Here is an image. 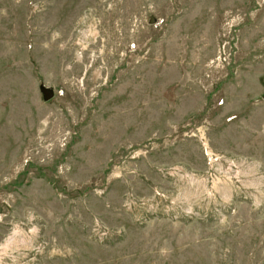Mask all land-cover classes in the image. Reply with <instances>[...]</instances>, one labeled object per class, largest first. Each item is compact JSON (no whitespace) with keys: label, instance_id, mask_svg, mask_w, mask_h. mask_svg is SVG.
I'll list each match as a JSON object with an SVG mask.
<instances>
[{"label":"rangeland","instance_id":"1","mask_svg":"<svg viewBox=\"0 0 264 264\" xmlns=\"http://www.w3.org/2000/svg\"><path fill=\"white\" fill-rule=\"evenodd\" d=\"M0 264H264V0H0Z\"/></svg>","mask_w":264,"mask_h":264},{"label":"water","instance_id":"2","mask_svg":"<svg viewBox=\"0 0 264 264\" xmlns=\"http://www.w3.org/2000/svg\"><path fill=\"white\" fill-rule=\"evenodd\" d=\"M42 94H43V97H44L46 100H50V99L53 98V93H52V91H50V90L43 89V90H42Z\"/></svg>","mask_w":264,"mask_h":264}]
</instances>
